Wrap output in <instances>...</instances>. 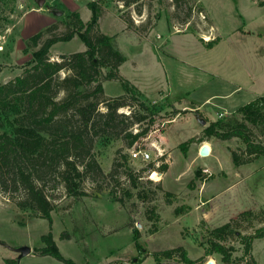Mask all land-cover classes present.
<instances>
[{
  "label": "rangeland",
  "instance_id": "374dc122",
  "mask_svg": "<svg viewBox=\"0 0 264 264\" xmlns=\"http://www.w3.org/2000/svg\"><path fill=\"white\" fill-rule=\"evenodd\" d=\"M72 1L80 6L78 11L84 21L92 16L86 3L97 2L99 29L114 35L117 47L126 56L119 75L145 93L142 99L157 105L156 121L141 145L149 148L150 142L157 140L165 148V159L155 167L161 169L165 163L167 169L160 171L161 179L155 180L150 177L155 154L149 161L131 159L123 129L125 121L105 128L95 137L92 149L103 173L91 170L86 176L84 188L90 190L88 195L68 196L55 171H48L45 191L55 204L51 225L33 210L18 206L21 190H0V264H5L7 257H18L13 249L23 245L32 250L17 258L19 264H66L52 255L34 252V248L44 245L42 236L50 230L61 252L77 264H157L154 252L176 246H183L196 259V264H205L207 259L224 264L219 254L205 255L203 243L212 228L228 222L243 210L264 213V154L254 156L236 171L232 151L249 157L243 139L205 138L210 142L211 154L213 147L219 148L218 156L225 169L215 172L209 165L213 174L205 177L201 167L208 164L204 160L219 166L215 158L198 156L205 140L196 138L185 151L179 144L201 128V117L210 120L220 111L227 113L223 118L233 114L241 117L235 111L264 94V4H260L263 0ZM61 2L47 0L44 6L56 8L57 4L67 13L68 5ZM36 6H39L38 0H0V85L25 74L30 66L33 48L25 51L31 33L23 29L24 15ZM48 7H44L43 13L50 19L42 22V16L36 13L27 17L28 28L40 31L54 25L41 43L48 36L68 30L65 14H56ZM211 25V33L220 41L210 49L204 44L207 41L204 33ZM85 48L86 44L76 34L70 40L53 44L50 59L61 60L62 55ZM101 82L103 97L114 98L124 93L119 79L102 76ZM64 95L60 90L58 98ZM211 95L201 105V111L196 109L195 102L201 103ZM184 104L195 109L184 108ZM132 108L126 105L117 111L129 114ZM98 110L106 111V105L100 102ZM147 125V122L134 124L129 130L135 132ZM249 126L250 138L264 144V123H249ZM163 132L171 146L160 140ZM119 149L128 153L127 163L133 173L139 174L136 186L125 176L124 166L110 174ZM209 180L208 193L239 181L209 204L204 200L207 195L204 181ZM113 191L121 199L114 198ZM231 195L237 198L233 201ZM201 208L209 210V221L201 218ZM263 219L259 216L242 220L236 232L224 241L235 247V264H245L251 259L264 264V236L256 238L251 252L245 254L238 235L253 233L264 225ZM66 231L71 237L63 236ZM176 259L164 262L175 263Z\"/></svg>",
  "mask_w": 264,
  "mask_h": 264
},
{
  "label": "trees",
  "instance_id": "16d2710c",
  "mask_svg": "<svg viewBox=\"0 0 264 264\" xmlns=\"http://www.w3.org/2000/svg\"><path fill=\"white\" fill-rule=\"evenodd\" d=\"M87 4L92 10L88 21L82 19L80 12L72 11L65 15L64 21L68 28L65 33L48 36L41 43L43 37L54 28V25H50L30 36L25 51L28 52L29 48L33 50L26 73L0 85V190H21L18 206L23 210H33L37 216L48 219L50 225L53 223L55 204L45 191L48 171H55L68 196L82 198L88 195L90 190L84 188L86 176L91 170L103 173L92 154L95 137L102 134L105 128L115 127L122 120L125 121L123 129L128 138L127 148H131L149 133L158 114L157 105L142 99L143 92L123 75H119V67L126 56L117 47L115 36L99 29L97 2L88 1ZM260 4L263 5L264 0ZM76 34L84 41L86 48L62 55L61 60L52 61L53 44L70 40ZM219 41L216 37L205 43L208 48H212ZM63 72L68 73L61 76ZM102 76L106 79H119L124 93L114 98L103 97ZM60 90L65 93L62 98H58ZM100 102L106 105V111L98 110ZM126 105L133 107L129 114L117 111ZM235 112L241 114V117L233 114L210 121L203 127L199 137L192 136L180 143L179 147L185 151L196 138L204 140L217 137L226 140L239 137L246 143L245 152L249 157L244 158L237 151H232L235 165L263 155L264 144L250 138L249 123H264V94ZM144 122L148 125L137 132L129 130L134 124L141 125ZM128 158V153L119 149L110 174L113 175L117 167L124 166L125 176L136 186L139 174L133 173L127 163ZM165 169L167 164L164 163L161 170ZM113 194L117 200L121 199L114 191ZM259 216L264 218V213L243 210L228 222L212 228L203 243L205 255L219 254L224 264H235V247L224 241L236 232L242 220ZM238 235L244 245V253L249 254L253 241L264 236V225L253 233ZM63 236L71 237L67 231ZM42 240L44 245L34 248V252L52 255L66 264H77L61 252L52 230L43 234ZM153 255L157 264H169L164 260L174 257L177 258L176 262L170 264H196V259L191 258L183 246L156 251ZM4 260L5 264H19L17 257ZM251 260L245 264H257L255 259Z\"/></svg>",
  "mask_w": 264,
  "mask_h": 264
},
{
  "label": "crops",
  "instance_id": "0c3cea01",
  "mask_svg": "<svg viewBox=\"0 0 264 264\" xmlns=\"http://www.w3.org/2000/svg\"><path fill=\"white\" fill-rule=\"evenodd\" d=\"M46 1L47 0H44V3H43V5H40V3H39V0H38V5L39 6H36V7H32V8H30L27 12H25V15H24V22H25V26H24V30L26 31V30H28V31H30V35L29 36H32L33 34H35V33H37V32H39V30L38 29H36V28H32V27H30V28H28V25H29V22L27 21V17L31 14V13H36V14H38V15H40V16H42V18H43V20H41L42 22L44 21V20H46V19H50V17L48 16V18H47V15H45V13H43V11H45V8L44 7H48V5L47 6H44V4L46 3ZM51 1H55V0H51ZM62 2L63 3H65L66 5H68V12L67 13H65L64 12V10H61V9H59V5H54V6H56V9L57 10H59V11H62V13L63 14H65V15H67V14H69L70 12H72V11H78V9H80V6H78V5H76V3H74L72 0H62ZM61 2V3H62ZM88 3V2H87ZM86 3V4H87ZM87 6H88V4H87ZM49 8H51V7H48L47 9L49 10ZM79 12V11H78ZM27 22V23H26ZM50 22H48V23H46L47 25L49 24ZM101 28V27H100ZM102 29V28H101ZM104 32V31H103ZM106 33V32H105ZM107 34H109V33H107ZM110 35V34H109ZM205 45L207 44V43H204ZM217 44V43H216ZM215 44V45H216ZM214 45V46H215ZM204 46V45H203ZM213 46V47H214ZM212 47V48H213ZM211 49V48H210ZM137 86V85H136ZM138 87V86H137ZM139 88V87H138ZM140 89V88H139ZM142 91V90H141ZM160 91H163V89H161ZM159 91V92H160ZM143 92V91H142ZM143 94H145L144 92H143ZM211 97H213V95H211V96H209L208 98H206L204 101H202L201 103H197V102H195V105H196V109H199L200 111H201V105L204 103V102H208L210 99H211ZM194 102V101H193ZM187 107V109H195V108H191V107H189L187 104H184V108H186ZM224 113H226V111H224ZM227 114V113H226ZM202 118V117H201ZM203 119H205L206 120V123L205 124H202V126H201V128L198 130V131H196L195 133H193L190 137H192V136H196V135H198V134H200L201 133V131H202V129H203V127L204 126H206L207 124H209V122L210 121H213V120H216V119H218V115H217V117H215V118H212V119H210V120H208V119H206L205 117L203 118ZM189 137V138H190ZM159 138H160V140L163 142H165V143H167V145H169V146H171L172 144L170 143V140H169V138L165 135V132H163V133H161V135L159 136ZM188 138V139H189ZM204 140L206 141V142H208V143H210L209 141H207L205 138H204ZM228 139H226V140H224V141H227ZM156 142H158L157 140H156ZM221 147H223V146H221ZM214 148V150H213V154H211V155H209V156H207V157H211L212 159H216L217 160V162H218V164H219V166H216L215 164H211V161H209V160H204L203 162H204V164L206 163V164H208V165H210L214 170H215V172H218L219 170L220 171H224L225 169H223L222 168V166H223V164H222V166H221V159L219 158V148H216V147H213ZM226 148L228 149V150H230L227 146H226ZM204 159H206V157L204 158ZM242 165V164H241ZM241 165H235V170L237 171L238 169H239V167H241ZM225 176H227V173L225 172ZM211 180H209L208 182H205L204 181V184H205V193L207 194L206 196H205V198H204V200H206V202L207 203H209L210 204V202H212L214 199H216L219 195H221V194H223V193H225V192H229V190L234 186V185H236L237 183H238V181L239 180H234L232 183H230V184H228L225 188H223L222 190H217V191H213V192H210V193H208V191H206V189L208 188V185H209V182H210ZM202 194H203V192H202ZM235 195H231V199H233V201L235 200V198H237V197H234ZM203 200V197H202V201H201V205L202 206H204L206 203H205V201ZM195 208V207H194ZM201 212H200V214H201V218H203L204 220H207V221H209V210H207V209H203V208H201V210H200Z\"/></svg>",
  "mask_w": 264,
  "mask_h": 264
},
{
  "label": "built area",
  "instance_id": "2783aa9c",
  "mask_svg": "<svg viewBox=\"0 0 264 264\" xmlns=\"http://www.w3.org/2000/svg\"><path fill=\"white\" fill-rule=\"evenodd\" d=\"M210 27H212V25L209 26V28L205 31L206 33L208 31H210V32H208L207 34L204 33L205 39L207 40L206 42H208L209 40L211 41V40H213V39L216 38V35H213L211 33V30L212 29ZM225 114L226 113L220 111L218 113V116L221 118ZM135 132H137V130ZM147 135L144 136V137H142L137 142H135L134 145L131 148H129V154H130L131 159H133V160L142 159L143 161L152 160L153 159V155L155 154V159L154 160H155V164L156 165L153 163V167H152L153 170L151 171V175H150V177H152V175H153L154 172L160 173V171H162L160 168H156V167H159L160 164H161V162H163V159H165L164 158V156H165V148L163 146H161L160 144H158V142H156V141H151L150 142L151 147H149V148H145L144 147L143 148L142 145H141V140L142 139H145L147 137ZM205 144H207L209 146V150H210L209 155L211 154V147L208 144V142L202 141V143H201V145L199 147V153H198L199 154L198 155L199 157H207V156H209V155L202 156L201 153H200L201 147L203 145H205ZM201 170H202V173L205 175V177L211 176L213 174V170L211 169V167L209 165H203L201 167ZM209 261H213L214 262L213 259H210V260L207 259V261L205 262V264H209ZM214 264H216V263L214 262Z\"/></svg>",
  "mask_w": 264,
  "mask_h": 264
},
{
  "label": "water",
  "instance_id": "95a60500",
  "mask_svg": "<svg viewBox=\"0 0 264 264\" xmlns=\"http://www.w3.org/2000/svg\"><path fill=\"white\" fill-rule=\"evenodd\" d=\"M39 3L40 5H43L44 3V0H39ZM50 11H53L54 13L56 14H62V11H59L57 10L56 8H49ZM200 118V117H198ZM202 124H205L206 123V120L203 119V118H200ZM209 146L207 144L203 145L201 147V150H200V153L202 156H207L209 155ZM13 250H15L19 255H18V259H20L22 256L28 254L29 252H31L32 248L28 245H23V246H20V247H17V248H14ZM209 264H214L213 261H209Z\"/></svg>",
  "mask_w": 264,
  "mask_h": 264
},
{
  "label": "bare ground",
  "instance_id": "6f19581e",
  "mask_svg": "<svg viewBox=\"0 0 264 264\" xmlns=\"http://www.w3.org/2000/svg\"><path fill=\"white\" fill-rule=\"evenodd\" d=\"M152 178L155 179V180H159V179H161V178H160V174L157 173V172H154V173H153Z\"/></svg>",
  "mask_w": 264,
  "mask_h": 264
}]
</instances>
